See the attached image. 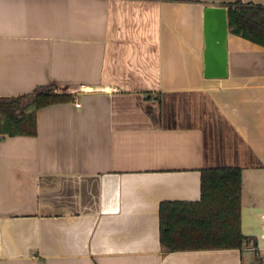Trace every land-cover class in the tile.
Here are the masks:
<instances>
[{"label": "crops", "instance_id": "crops-1", "mask_svg": "<svg viewBox=\"0 0 264 264\" xmlns=\"http://www.w3.org/2000/svg\"><path fill=\"white\" fill-rule=\"evenodd\" d=\"M235 1L0 0V98L71 96L0 134V264H264V47L229 29L228 76H204V9ZM219 168L241 247L166 251L161 205Z\"/></svg>", "mask_w": 264, "mask_h": 264}, {"label": "trees", "instance_id": "trees-1", "mask_svg": "<svg viewBox=\"0 0 264 264\" xmlns=\"http://www.w3.org/2000/svg\"><path fill=\"white\" fill-rule=\"evenodd\" d=\"M232 33L264 47V5L237 0L227 5ZM54 87L35 95L0 98V134H34L36 116L27 112L67 101ZM161 241L166 251L204 248H237L246 239L241 233V169H207L202 176L199 203L164 202L161 205Z\"/></svg>", "mask_w": 264, "mask_h": 264}, {"label": "water", "instance_id": "water-1", "mask_svg": "<svg viewBox=\"0 0 264 264\" xmlns=\"http://www.w3.org/2000/svg\"><path fill=\"white\" fill-rule=\"evenodd\" d=\"M228 11L224 6L204 9V76L221 79L228 76Z\"/></svg>", "mask_w": 264, "mask_h": 264}, {"label": "built area", "instance_id": "built-area-1", "mask_svg": "<svg viewBox=\"0 0 264 264\" xmlns=\"http://www.w3.org/2000/svg\"><path fill=\"white\" fill-rule=\"evenodd\" d=\"M77 106H80V103H77Z\"/></svg>", "mask_w": 264, "mask_h": 264}]
</instances>
